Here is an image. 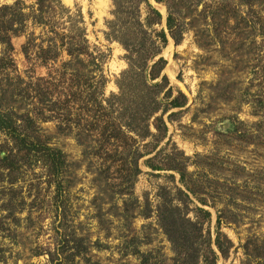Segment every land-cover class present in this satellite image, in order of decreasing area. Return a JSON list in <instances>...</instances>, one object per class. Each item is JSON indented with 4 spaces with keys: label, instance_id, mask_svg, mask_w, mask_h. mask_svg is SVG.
<instances>
[{
    "label": "rangeland",
    "instance_id": "1",
    "mask_svg": "<svg viewBox=\"0 0 264 264\" xmlns=\"http://www.w3.org/2000/svg\"><path fill=\"white\" fill-rule=\"evenodd\" d=\"M149 1L162 15L157 29L167 33L162 75L173 87V95L181 92L186 103L164 114L167 136L139 160L141 173L131 186L128 171L119 170V161L103 166L102 157H95L102 137L95 130L86 131V122L63 133L57 128L58 115L70 116L58 102L69 89L82 95L81 79L93 76L94 67L86 61L64 64L71 58L55 40L62 34L74 36L73 25L83 27L93 50L103 54L102 99L119 93L118 82L129 65L126 49L110 28L112 0H60L67 11L53 9L57 11L53 16H44L55 27L66 23L57 34V28L43 24L44 19L42 24L34 20L40 17L39 0H0V5H16L24 14L21 24L15 21L17 31L10 35L9 52L0 43V110L37 116L40 132L51 137L50 146L66 155L68 165L63 175L68 182L64 183L67 200L62 226L53 222L48 195L39 202L43 218L34 215L33 223L23 222L15 240L6 231L0 233V264H49L45 253L57 249L67 258L66 264H140L134 248L149 254L152 264H181L182 259L174 262L176 254L159 224L157 208L161 194L171 192L166 195L179 198L176 189H186L177 172L155 171L145 163L155 158L154 163L161 164L167 154L186 168L192 188L207 201L202 205L191 193V201L180 196L190 210L200 206L210 211L211 220L205 226L212 242L218 216L221 232L232 242L227 257L219 254L217 264H264V0L170 1L181 30L178 44L166 27L167 2ZM144 16L142 10L141 19ZM48 47L52 51L43 61L40 48ZM76 70H80L77 77ZM71 99L76 101L75 94ZM68 107L76 115L81 113L72 101ZM151 130L155 133L153 126ZM129 141L142 152L149 150L144 147L147 138ZM4 145L13 147L0 132V147ZM106 146L111 148V143L104 142L102 150ZM39 171L25 170L27 185L39 182ZM20 185L25 186L24 181ZM56 227L82 238V254H75L72 239L63 245L55 240Z\"/></svg>",
    "mask_w": 264,
    "mask_h": 264
},
{
    "label": "trees",
    "instance_id": "2",
    "mask_svg": "<svg viewBox=\"0 0 264 264\" xmlns=\"http://www.w3.org/2000/svg\"><path fill=\"white\" fill-rule=\"evenodd\" d=\"M170 1L172 0H156L158 3L167 2L166 27L178 44L181 40V30L173 13L174 5ZM112 3L114 18L110 21V28L113 30L114 39L126 49L129 65L118 82L119 93L111 95L108 99H102L106 82L100 73L103 54L93 50L95 47L92 48L90 45L83 27L73 25L72 30L77 28L74 36L66 38L62 34L55 40H60L59 45L71 58L64 64L86 61L94 67L93 76L84 75L81 79L85 85L82 95H77L75 91L69 89L67 97L58 102L61 104V110L64 109L70 116L58 115L57 128L63 133L66 129L84 127L85 125L81 124L86 122L88 127L86 131L95 130L102 137L97 140L95 157H102L103 166L109 161H119L121 166L119 170L124 173L125 170L128 171L130 185L133 186L141 173L139 160L151 154L167 136L168 128L163 119L164 114L172 108L184 106L186 99L179 91L178 95L174 96L173 87L169 86L167 77L162 75L166 60L161 56V52L167 45L168 39L166 30L156 27L161 24V13L149 0H112ZM15 7L16 5H0V43L4 47V52H9L12 47L10 35L17 31V27L14 26L15 21L21 24L24 20L21 19L24 17L22 9L18 10ZM53 9L67 11L60 0H39L37 10L40 17L37 16L34 20L42 24L41 20L44 19L45 14L53 16L57 12ZM142 10L145 16L141 19ZM16 16L19 18L17 19ZM80 22L77 24L80 25ZM43 24L49 25L50 29L57 28L54 30L55 34L66 25L65 22L56 23L58 27H55L54 22L45 19ZM50 50V47L40 48L43 61L48 60V53L52 51ZM79 71H74L75 77L79 75ZM159 79L160 82L151 83ZM74 94L77 97L76 101L71 99ZM71 101L81 109L80 114L72 113V107L69 109L68 105ZM157 113L159 114L156 115ZM50 117L43 119L49 120ZM37 120V116L31 117L29 113H17L12 109L0 110V132L7 135L13 144L9 149L7 145L0 147V233L6 231L7 236L13 240L17 238L16 230L23 222L33 223L34 215L37 219L43 218L38 211L41 206L39 202L40 200L44 202L48 195H50L53 222L58 221L59 227L62 226L61 218L65 215L64 204L67 196L64 183L68 181L64 180L63 175L68 166L66 155L60 149L50 146L51 137L44 136L40 132ZM151 126L155 133L152 132ZM129 133H135L143 141L147 138L149 141L144 147H149V150L142 152L138 146L132 145L129 140H137V137ZM104 142L111 143V148L106 146L102 150ZM154 159L146 160V165L155 171L177 172L180 175L181 185L186 189V192L182 188L176 189L175 195L179 198L167 196L171 195V192L161 194L157 208L159 224L172 243L176 254L174 262L182 259L181 264H217L219 254L227 257L232 246V242L220 230V216L217 217L215 239L212 242L209 228L205 226L210 223V211L200 206L190 210L188 206L187 201H191L189 193L198 198L202 205H206L207 201L200 198L199 193L192 188L190 180L187 179L186 168L176 164L175 157L169 154L165 155V162H160L161 164H155ZM34 168L40 169L39 182L34 186L27 185L25 170ZM21 181H24L25 186L20 185ZM35 188L37 190L33 193ZM180 196H184L187 201L182 200ZM190 213L193 215L189 216ZM144 216L148 217L149 213ZM55 231L57 233L55 240L59 241V244L61 242L60 245L72 239L74 245L77 243L76 246L73 245V248H77L75 254H82L80 252V246L83 247L82 238L75 234H66L64 232L66 229L60 231L56 227ZM41 253L43 254L40 252L35 255ZM132 253L138 255L140 264H152L149 254H144L135 248ZM45 254L48 255L49 264H66L67 258H62L58 249L48 250ZM0 260H3L2 254Z\"/></svg>",
    "mask_w": 264,
    "mask_h": 264
}]
</instances>
